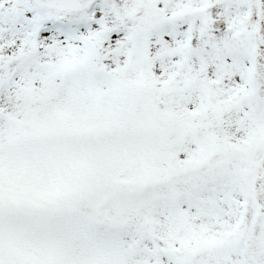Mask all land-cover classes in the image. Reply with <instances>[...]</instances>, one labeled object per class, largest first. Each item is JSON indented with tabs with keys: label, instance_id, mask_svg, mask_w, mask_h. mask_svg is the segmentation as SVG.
<instances>
[{
	"label": "snow or ice",
	"instance_id": "obj_1",
	"mask_svg": "<svg viewBox=\"0 0 264 264\" xmlns=\"http://www.w3.org/2000/svg\"><path fill=\"white\" fill-rule=\"evenodd\" d=\"M0 264H264V0H0Z\"/></svg>",
	"mask_w": 264,
	"mask_h": 264
}]
</instances>
